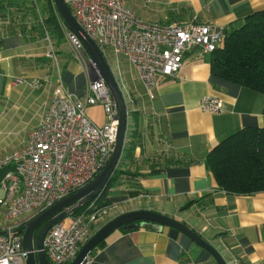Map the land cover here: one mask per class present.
<instances>
[{
    "label": "crops",
    "instance_id": "0c3cea01",
    "mask_svg": "<svg viewBox=\"0 0 264 264\" xmlns=\"http://www.w3.org/2000/svg\"><path fill=\"white\" fill-rule=\"evenodd\" d=\"M45 2L38 1L40 13ZM126 5L143 21L209 24L229 32L264 9V0H126ZM107 52L128 115L119 172L103 189L105 201L115 208L94 232L121 213L149 209L184 223L227 264H264V190L225 192L206 165L210 149L231 133L264 128V94L212 76L209 54L193 47L184 53L175 77H157L150 98L128 59L114 56L111 47ZM60 78L81 99L93 78L74 56L63 27L60 35L51 30L35 39L0 29V158L26 145ZM30 81L40 86L33 88ZM207 96L221 100L219 112L201 110L199 103ZM86 112L96 124L108 120L99 104ZM0 221L1 229L3 216ZM88 257L89 264H218L183 233L170 237L165 226L118 228Z\"/></svg>",
    "mask_w": 264,
    "mask_h": 264
},
{
    "label": "built area",
    "instance_id": "2783aa9c",
    "mask_svg": "<svg viewBox=\"0 0 264 264\" xmlns=\"http://www.w3.org/2000/svg\"><path fill=\"white\" fill-rule=\"evenodd\" d=\"M74 18L102 52L113 71V55H124L135 68L148 96L153 97L157 77H175L183 55L196 47L211 53L223 41L225 29L209 24L173 22L160 25L141 20L126 0H64ZM74 56L89 67L82 41L65 24ZM52 56L54 54H51ZM115 76V74H114ZM116 78V77H115ZM37 88L40 83L30 81ZM85 99L69 92L59 79L49 106L20 150L0 158V208L5 224L0 229V264H25L19 228L54 203L84 187L108 163L116 140L118 109L102 78L88 83ZM102 106L107 122L96 124L87 116L91 105ZM201 110L216 113L217 97L201 99ZM79 210H76L78 209ZM115 205H98L93 199L70 210L52 225L43 240L50 263L69 264ZM81 264H89L87 257Z\"/></svg>",
    "mask_w": 264,
    "mask_h": 264
},
{
    "label": "trees",
    "instance_id": "16d2710c",
    "mask_svg": "<svg viewBox=\"0 0 264 264\" xmlns=\"http://www.w3.org/2000/svg\"><path fill=\"white\" fill-rule=\"evenodd\" d=\"M41 0H0V29L27 39L61 34L58 14L51 0L39 12ZM211 75L264 94V9L225 30L222 43L209 53ZM217 188L233 194L264 190V128L239 129L213 146L206 157ZM11 166L4 167L0 178ZM119 169H115V177ZM104 191V190H103ZM103 191L95 198L108 204ZM76 210H79L76 209ZM101 243V242H100Z\"/></svg>",
    "mask_w": 264,
    "mask_h": 264
},
{
    "label": "water",
    "instance_id": "95a60500",
    "mask_svg": "<svg viewBox=\"0 0 264 264\" xmlns=\"http://www.w3.org/2000/svg\"><path fill=\"white\" fill-rule=\"evenodd\" d=\"M53 1L64 24L79 37L90 57L89 68L93 73L92 80L100 77L105 81L118 109V127L111 157L100 173L84 187L60 199L19 228L22 232V247L27 252L25 264H52L43 250L46 232L52 225L66 217L70 210L85 205L103 191L119 163L126 138L128 105L110 65L94 41L88 37L82 26L74 18L64 0ZM164 226L168 227L170 237L175 238L177 233L181 232L210 253L218 264H227L212 244L184 223L149 209L124 212L104 223L85 241L69 264H81L101 241L118 228L124 230L139 227L161 229ZM0 233L2 232L0 231Z\"/></svg>",
    "mask_w": 264,
    "mask_h": 264
},
{
    "label": "rangeland",
    "instance_id": "374dc122",
    "mask_svg": "<svg viewBox=\"0 0 264 264\" xmlns=\"http://www.w3.org/2000/svg\"><path fill=\"white\" fill-rule=\"evenodd\" d=\"M3 208H0V217L1 216H3ZM64 222H65V225H67L68 223H69V218L68 217H66L65 219H64ZM0 224H1V221H0ZM5 224V221L3 222V225ZM2 225V226H3Z\"/></svg>",
    "mask_w": 264,
    "mask_h": 264
}]
</instances>
